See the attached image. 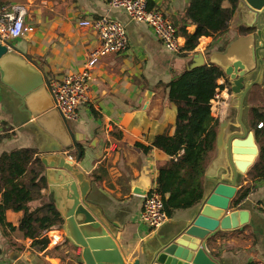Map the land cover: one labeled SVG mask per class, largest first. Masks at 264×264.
<instances>
[{"label": "crops", "instance_id": "crops-1", "mask_svg": "<svg viewBox=\"0 0 264 264\" xmlns=\"http://www.w3.org/2000/svg\"><path fill=\"white\" fill-rule=\"evenodd\" d=\"M187 2L148 0V5L159 8L174 22L177 31L186 25V30L193 33L195 25L181 18ZM1 3L23 4L27 9L25 20L33 26V31L9 40L8 52L20 65L40 75L48 98L51 96L47 79L81 71L90 51L98 44L95 32L89 26L79 25L80 20L108 15L125 24L128 49L99 59L91 73L88 102L78 110L77 117L67 123L80 139L82 154L76 166L90 183L87 200L111 228L117 229L116 240L125 258L131 261L143 251L152 250L167 231L188 219L197 206L175 210L154 230H148L138 220L143 200L140 192L155 186L159 166L169 160L161 149L151 147L145 152L141 147L150 146L157 135L174 133L175 107L168 102L165 84L186 70L189 58L197 52L202 54L206 65L217 66L222 71L236 60L254 67L255 50L260 56L264 55V48H259L256 28L249 26L255 13L244 0H238L224 34L215 36L207 31L199 37L194 51L171 53L145 23L131 20L122 10L108 6L105 0H0ZM260 22L264 24V15L260 16ZM242 28L248 31L242 33ZM180 37L184 43V38ZM223 81L220 78L217 82L222 84ZM229 88L230 85L218 90V100L211 103V114L219 123L215 146L205 167V190L216 178L228 181L231 174L225 151L226 138L240 128L237 103ZM252 108H264L262 85L251 87L243 99L242 117L246 118V126L255 137L258 127L251 125ZM53 143L28 116L12 87L0 74V154L32 148L36 151L34 156L40 157L50 153L48 149ZM255 143L259 152V147L264 146V134L258 141L255 138ZM63 154L74 159L76 151L71 146ZM253 183L255 188L239 203L249 211L248 222L241 228L218 230L205 241L206 251L218 264H264V212L257 208V203L264 199V181L253 182L247 171L237 177V191ZM41 192L48 200L47 184ZM38 202L40 200L30 204L35 206ZM239 208L230 205L229 210ZM21 215L22 211L4 213L5 222L15 229L6 223L0 224V264H44L43 260L63 264L56 251L62 248L67 254L70 252L69 260L73 264H83L79 260L80 247L65 239L61 225L46 232L49 244L45 249L32 246L31 239L23 237L16 229Z\"/></svg>", "mask_w": 264, "mask_h": 264}, {"label": "water", "instance_id": "water-1", "mask_svg": "<svg viewBox=\"0 0 264 264\" xmlns=\"http://www.w3.org/2000/svg\"><path fill=\"white\" fill-rule=\"evenodd\" d=\"M255 13L252 24L261 46L264 48V0H244ZM254 54L255 66H245L236 60L224 67V75L230 82V92L237 103V122L240 130L226 138V157L231 170L228 181L222 177L209 183L193 214L167 231L154 248L130 260L125 258L117 240V229L111 228L105 218L96 213L87 200L90 183L76 166L82 151L79 140L71 127L44 94L38 73L20 65L8 52V44L0 42V74L12 87L28 116L54 141L49 152L39 157L44 166L48 200L62 217L61 229L65 239L80 247L79 260L83 264H218L206 251L205 241L218 230L241 228L248 222L249 211L245 208L229 210L237 191V177L245 173L254 162L258 148L253 132L242 122L243 99L253 86H264V55ZM200 52L188 60L186 70L204 65ZM254 75V76H253ZM253 76V78H251ZM73 146L74 159L63 152ZM45 150V149H44ZM149 189L141 191L144 196ZM113 225L118 228L116 223Z\"/></svg>", "mask_w": 264, "mask_h": 264}, {"label": "trees", "instance_id": "trees-1", "mask_svg": "<svg viewBox=\"0 0 264 264\" xmlns=\"http://www.w3.org/2000/svg\"><path fill=\"white\" fill-rule=\"evenodd\" d=\"M237 3L238 0H188L181 18L194 24L195 31L189 33L186 25L179 28L177 32L184 38L181 51H194L199 37L207 31L215 36L224 34ZM240 31L245 33L248 30L242 28ZM220 78L224 79L222 84L217 82ZM229 85L228 78L219 67L206 64L184 70L165 84L168 102L175 107L174 133L170 136L157 135L150 146L141 147L145 152L156 147L169 156V160L159 166L155 183V190L163 198V208L168 217L177 209L198 204L203 197L205 167L215 146L219 123L211 114V99L217 89L222 90ZM251 112L254 128L258 122L264 124V108H252ZM262 134L264 129H255L257 141ZM35 153L32 148H22L0 154V224L6 223L15 229L5 222L4 213L6 210L22 211L16 229L23 237L31 239L32 246L42 250L49 244L46 232L60 226L62 217L41 192L46 182L42 164L39 157L34 156ZM247 174L253 182L264 181V146L259 147ZM254 188V183L241 186L231 205L241 208L240 201ZM38 200L37 205L31 206L32 201ZM257 205L258 210L264 212V199Z\"/></svg>", "mask_w": 264, "mask_h": 264}, {"label": "built area", "instance_id": "built-area-1", "mask_svg": "<svg viewBox=\"0 0 264 264\" xmlns=\"http://www.w3.org/2000/svg\"><path fill=\"white\" fill-rule=\"evenodd\" d=\"M111 8L122 10L131 20L145 23L154 33L164 49L171 53L181 52L183 46L180 35L172 21L156 7H150L148 0H105ZM27 9L23 4H0V42L23 37L33 31V26L25 20ZM81 26H89L95 32L98 41L84 63L81 71L47 79L46 85L53 106L65 119H75L78 110L88 102V88L91 73L99 59L107 54L122 53L128 49L125 24L108 15L85 18L79 21ZM218 89L211 103L218 100ZM264 126L262 122L258 128ZM71 158V157H70ZM72 159V158H71ZM168 215L163 208V198L155 186L143 196L138 220L148 230L162 226Z\"/></svg>", "mask_w": 264, "mask_h": 264}, {"label": "rangeland", "instance_id": "rangeland-1", "mask_svg": "<svg viewBox=\"0 0 264 264\" xmlns=\"http://www.w3.org/2000/svg\"><path fill=\"white\" fill-rule=\"evenodd\" d=\"M242 122L246 125V118L244 116L242 117ZM65 250L66 249L62 248V249H59V250H56V251L62 257L63 264H73V262L69 260L70 259L69 258L70 252L67 254ZM43 262H44V264H52L53 263L52 261H44V260H43Z\"/></svg>", "mask_w": 264, "mask_h": 264}]
</instances>
